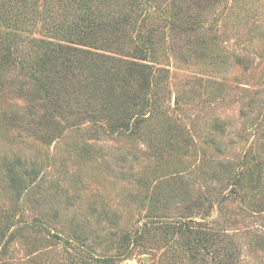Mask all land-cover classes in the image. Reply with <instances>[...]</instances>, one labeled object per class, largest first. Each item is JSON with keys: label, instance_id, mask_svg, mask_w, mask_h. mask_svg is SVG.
<instances>
[{"label": "rangeland", "instance_id": "1", "mask_svg": "<svg viewBox=\"0 0 264 264\" xmlns=\"http://www.w3.org/2000/svg\"><path fill=\"white\" fill-rule=\"evenodd\" d=\"M140 5L146 27L162 37L155 36L151 59L165 70L161 101L170 120L157 113L137 133L141 139H131L69 119L47 143L0 122V260L229 264L227 251H236L235 264H264V0ZM26 14L23 39L41 37L42 24ZM173 17L179 23L169 24ZM15 88L1 92V113L25 104ZM151 196L160 201L150 203ZM152 208L187 217L217 243L193 260L159 226L137 242L133 234Z\"/></svg>", "mask_w": 264, "mask_h": 264}, {"label": "trees", "instance_id": "2", "mask_svg": "<svg viewBox=\"0 0 264 264\" xmlns=\"http://www.w3.org/2000/svg\"><path fill=\"white\" fill-rule=\"evenodd\" d=\"M140 3L141 0L0 2V17L6 27L5 34L0 32V94L16 86L17 96L25 102L21 110L0 112V122L30 130L43 143L61 136L69 119H75L73 123L87 121L98 126L99 131L131 139H141L137 133L157 113L168 122L170 118L161 101L166 97L165 70L153 65L151 59L153 45L162 37L151 33L157 30L146 27ZM39 6L45 10L34 13ZM27 12L42 24L41 37L24 40L20 34L25 33L22 28L30 18ZM174 22L179 20L173 17L169 24ZM30 173L34 174V170L27 175ZM25 179L18 184L23 185ZM151 199L154 205L160 201L151 196L150 203ZM166 217L152 208L143 227L134 232L135 240L145 241L143 233L150 232L151 225L159 226L162 237L180 239L193 260L217 243V237H206L210 234L207 230L191 227L187 217ZM0 246L3 256L6 243L1 238ZM127 256L123 253L119 259ZM226 257L229 264L237 261L236 251H227ZM0 264L13 262L3 259Z\"/></svg>", "mask_w": 264, "mask_h": 264}, {"label": "water", "instance_id": "3", "mask_svg": "<svg viewBox=\"0 0 264 264\" xmlns=\"http://www.w3.org/2000/svg\"><path fill=\"white\" fill-rule=\"evenodd\" d=\"M145 260V259H144Z\"/></svg>", "mask_w": 264, "mask_h": 264}]
</instances>
